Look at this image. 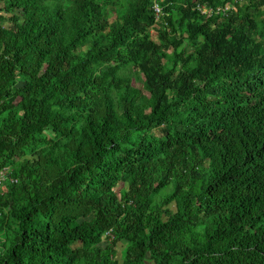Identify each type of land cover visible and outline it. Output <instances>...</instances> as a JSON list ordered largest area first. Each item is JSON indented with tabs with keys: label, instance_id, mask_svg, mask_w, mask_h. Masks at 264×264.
Masks as SVG:
<instances>
[{
	"label": "trees",
	"instance_id": "trees-1",
	"mask_svg": "<svg viewBox=\"0 0 264 264\" xmlns=\"http://www.w3.org/2000/svg\"><path fill=\"white\" fill-rule=\"evenodd\" d=\"M2 171L0 264H264V0H0Z\"/></svg>",
	"mask_w": 264,
	"mask_h": 264
},
{
	"label": "rangeland",
	"instance_id": "rangeland-1",
	"mask_svg": "<svg viewBox=\"0 0 264 264\" xmlns=\"http://www.w3.org/2000/svg\"><path fill=\"white\" fill-rule=\"evenodd\" d=\"M6 18H8V16ZM9 25H10V22L8 20L4 22V26L7 27ZM151 33L154 36L155 32L153 30H151ZM16 103H17V101H16ZM170 208L173 209V205H171ZM101 246L103 247L104 245L102 244ZM117 248H118V250L116 249L117 254H116L114 260H115L116 264H121L122 263V257H121L122 246H118Z\"/></svg>",
	"mask_w": 264,
	"mask_h": 264
},
{
	"label": "clouds",
	"instance_id": "clouds-1",
	"mask_svg": "<svg viewBox=\"0 0 264 264\" xmlns=\"http://www.w3.org/2000/svg\"><path fill=\"white\" fill-rule=\"evenodd\" d=\"M153 11L155 13V18L158 19L159 15H161V8L158 5L153 6Z\"/></svg>",
	"mask_w": 264,
	"mask_h": 264
},
{
	"label": "built area",
	"instance_id": "built-area-1",
	"mask_svg": "<svg viewBox=\"0 0 264 264\" xmlns=\"http://www.w3.org/2000/svg\"><path fill=\"white\" fill-rule=\"evenodd\" d=\"M3 179H4V171L0 172V189L2 188Z\"/></svg>",
	"mask_w": 264,
	"mask_h": 264
}]
</instances>
